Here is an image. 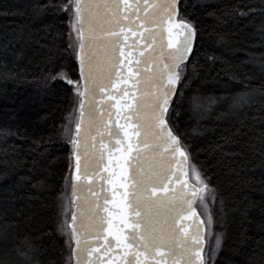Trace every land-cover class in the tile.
Returning a JSON list of instances; mask_svg holds the SVG:
<instances>
[{"label":"snow or ice","instance_id":"1","mask_svg":"<svg viewBox=\"0 0 264 264\" xmlns=\"http://www.w3.org/2000/svg\"><path fill=\"white\" fill-rule=\"evenodd\" d=\"M181 8V0H43L32 6L34 19L49 13L62 15L64 31H54L49 23L41 29L0 32V79L22 78V72L14 69L18 61L32 62L30 52L51 63L57 39L66 42L64 51L71 50L78 62L79 79L63 69L41 74L44 87L63 80L74 93L69 123L64 125L71 145V171L65 183L71 192H61L54 226V232L66 237L65 264L73 259L75 264H208L222 244L223 234L211 230L215 216L209 204L217 200L216 189L190 163L189 145L176 130L184 90L204 67L195 58L197 28ZM183 8L187 10V0ZM253 10L233 12L246 16ZM260 32L264 35V26ZM50 38L52 43H47ZM256 98V91L247 86L221 97L196 89L187 98L188 110L197 122L217 105L218 119L239 118ZM260 98L264 100V93ZM192 131L205 130L197 123ZM13 136L25 138L18 131L0 129V140ZM222 139L225 145L233 142L231 136ZM259 139L264 155V135ZM223 148L216 145L212 151L223 152ZM8 155L7 149L0 150V157ZM0 163L7 166L9 160L0 158ZM27 180L21 176L15 187H23ZM197 203L204 209L201 214ZM219 203L223 215L222 198ZM209 236L213 240L206 253ZM114 248L119 249L117 260L111 255ZM250 260L264 264V246L254 250ZM0 264L56 261H45L43 245L25 239L13 247H0Z\"/></svg>","mask_w":264,"mask_h":264},{"label":"trees","instance_id":"2","mask_svg":"<svg viewBox=\"0 0 264 264\" xmlns=\"http://www.w3.org/2000/svg\"><path fill=\"white\" fill-rule=\"evenodd\" d=\"M38 2L43 0H0V32L12 28L41 29L49 23L54 24V31H64L62 15L49 13L34 19L32 6ZM181 3L182 13L197 28L195 58L204 67L184 90L185 102L176 117V130L189 145L190 163L210 178L217 192V200L209 204V209L215 216L214 232L222 233L223 238L208 264H251L252 252L264 246V155L259 139L264 135V100L260 98V93H264V35L260 32L264 26V0H187L186 11L184 0ZM236 8L254 10L237 16L233 12ZM229 12L232 15H225ZM47 43H52L51 38ZM65 47V41H55L51 63L30 52L32 62L18 61L14 69L22 72V78L0 79V129L18 131L25 137L0 140V150L7 149L9 153L0 157L9 160L7 166L0 163V247L31 240L43 245L45 261L54 259L56 264H65L69 256L66 237L54 232V226L60 194L71 192L65 183L71 171V145L67 143L64 125L69 123L74 93L69 91L73 86L63 80L44 87L41 74L63 69L71 78L79 79L75 56L71 50L64 51ZM209 57L218 59L212 61ZM230 75L236 78L229 79ZM246 86L256 91L257 98L239 118L218 119L219 105L199 122L192 118L187 98L196 89L221 97L240 93ZM197 123L205 130L202 134L192 131ZM227 136L233 142L225 145L222 137ZM216 145H224L223 152L212 151ZM21 176L28 180L23 187H15ZM38 182V187H32ZM9 190L15 193L14 197ZM196 207L200 214L204 212L198 203ZM212 238L207 237L206 253Z\"/></svg>","mask_w":264,"mask_h":264},{"label":"water","instance_id":"3","mask_svg":"<svg viewBox=\"0 0 264 264\" xmlns=\"http://www.w3.org/2000/svg\"><path fill=\"white\" fill-rule=\"evenodd\" d=\"M141 44H143L142 41H141ZM77 63H78V62H77ZM106 103H114V101L106 102ZM112 111L115 112V109H112ZM114 119H115V117H114ZM121 122H123V121H121ZM175 187L179 188L180 185L177 184V185H175ZM86 194H87V193L85 192V195H86ZM106 194L109 196V198H111V196H112V193H111V192H108V193H106ZM117 199H119V196H117ZM109 207L112 208L114 212H116V213L119 212V208L115 207L114 205H109ZM195 207H196V206H195ZM197 211H198V209H197ZM198 214H200L199 211H198ZM115 222L118 224V223H119L118 219H117ZM100 243L103 244L104 241L101 240ZM118 254H119V249H115V248H114V249H113V252L111 253V255H112V257H113L114 260H117V259H118ZM102 259H104V260L106 261V260H107V257H102ZM72 264H75V260H74V259H73V263H72Z\"/></svg>","mask_w":264,"mask_h":264},{"label":"rangeland","instance_id":"4","mask_svg":"<svg viewBox=\"0 0 264 264\" xmlns=\"http://www.w3.org/2000/svg\"><path fill=\"white\" fill-rule=\"evenodd\" d=\"M213 232H214V227H213V225H212V229H211ZM209 237H211V236H209ZM212 238V237H211ZM212 240H213V238H212Z\"/></svg>","mask_w":264,"mask_h":264}]
</instances>
